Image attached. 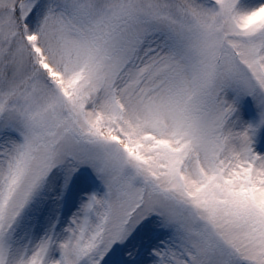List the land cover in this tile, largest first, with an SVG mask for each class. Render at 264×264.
Returning a JSON list of instances; mask_svg holds the SVG:
<instances>
[{
	"label": "snow or ice",
	"instance_id": "obj_1",
	"mask_svg": "<svg viewBox=\"0 0 264 264\" xmlns=\"http://www.w3.org/2000/svg\"><path fill=\"white\" fill-rule=\"evenodd\" d=\"M0 264H264V0H0Z\"/></svg>",
	"mask_w": 264,
	"mask_h": 264
}]
</instances>
